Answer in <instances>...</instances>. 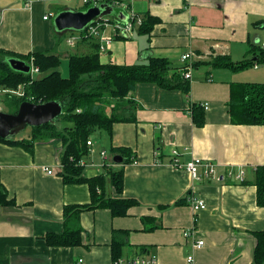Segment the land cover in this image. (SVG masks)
Wrapping results in <instances>:
<instances>
[{"label":"crops","instance_id":"1","mask_svg":"<svg viewBox=\"0 0 264 264\" xmlns=\"http://www.w3.org/2000/svg\"><path fill=\"white\" fill-rule=\"evenodd\" d=\"M121 1L140 18L149 14L157 22L150 34L136 27L130 37L116 36L105 52L99 50L101 63L145 64L154 57L182 68V57L191 53L189 96L139 84L130 94L140 107L137 123L115 124L112 136L97 132L109 143L108 154L102 151L106 159L96 152L103 167L93 161L91 138L86 176L101 174L105 165L122 169V196L139 204L126 217L114 218L108 209L83 213V244L77 247L49 246L45 240L48 234L63 232L65 205L91 201L86 184L63 183L62 142H37L33 155L0 142V185L17 203L0 207V264H114V232L127 233L120 237L124 261L155 256L156 264H186L193 255L196 264H254L255 233L264 231V207L257 204L256 186L245 183L254 182L256 169L264 165V126L233 124L228 104L232 83L264 82V64L231 70L212 63L220 56L233 62L253 58L250 46L264 42V0ZM84 7L82 0H0V50L62 56L67 53L61 51L62 42L70 47L67 35L72 32H56L53 18ZM112 34L111 27H104L95 41L101 47L100 37ZM72 49L68 51L78 55L93 51L89 42H78ZM251 67L256 74L249 73ZM193 105L206 113L203 127L193 122ZM112 148L130 149L134 160L114 163ZM174 150L183 164L193 159L213 162L219 178L195 180L188 171L175 169L170 165ZM158 153L162 162H157ZM229 171L244 172L243 181L227 177ZM192 197L204 200L207 209L194 211ZM179 200L185 203L176 206ZM186 230L193 236L185 238ZM193 237L205 245L194 248Z\"/></svg>","mask_w":264,"mask_h":264},{"label":"trees","instance_id":"2","mask_svg":"<svg viewBox=\"0 0 264 264\" xmlns=\"http://www.w3.org/2000/svg\"><path fill=\"white\" fill-rule=\"evenodd\" d=\"M115 1L121 0H104L103 2L114 6ZM90 6L86 5L83 10ZM129 11L125 8L124 14L127 16ZM109 20L125 23L116 15L110 17ZM156 22L157 20L152 15H145L142 17V24L138 27V31L150 34ZM62 40L59 38V42ZM95 40L92 38L81 41L92 44L91 54H70L67 77H63L59 70L61 56L54 52H36L24 56L0 50V91L23 90L21 96L10 93L1 94V104L4 102L9 109L7 113L16 114L23 102L43 104L55 101L64 108L63 115L54 123L29 127L30 132L26 137L0 138V142L23 148L33 155L35 143L51 139L60 140L63 144V151L60 154L62 167L60 176L63 183L66 185L86 184L90 190L91 201L89 203L64 206V230L61 234L52 233L45 237L49 246L77 247L82 245L84 230L81 226V215L85 212L108 209L114 218L126 217L129 210L139 204L135 199L122 196L124 193V171L122 169L115 170L105 165L101 174L87 177L86 166L82 164L90 154L91 148L88 142L95 133L103 131L112 136L115 124L137 123V112L140 107L130 98V94L135 91L136 87L139 84H155L166 90H181L186 96L190 93V82L182 77L178 71L179 68L169 60L152 57L145 64H102L100 45ZM249 54L253 58L241 62H233L228 56H220L213 60L212 65L231 70H242L256 64H264V49L261 45L252 44ZM8 58L23 60L30 66L33 63L39 69V73L32 78L31 74L14 71L6 62ZM38 75L42 77L38 78ZM228 108L233 124L264 126V83H232ZM191 115L197 127H203L206 124V113L202 107L193 105ZM111 151L114 155L122 156L125 163L134 160L130 149L112 148ZM157 159L162 162V156ZM255 176L254 182L246 181L245 183L244 181V183L256 186L257 204L264 207V165L256 169ZM109 187L112 189L111 192ZM184 203V200H179L176 206ZM16 205V200L10 198L7 188L0 185V207ZM124 234L127 233H113L114 262L123 257L124 241L120 237ZM255 237L257 245L254 264H264V231L255 233ZM144 250L143 248L142 253H147Z\"/></svg>","mask_w":264,"mask_h":264},{"label":"built area","instance_id":"3","mask_svg":"<svg viewBox=\"0 0 264 264\" xmlns=\"http://www.w3.org/2000/svg\"><path fill=\"white\" fill-rule=\"evenodd\" d=\"M104 0H82V3L86 5H97L99 3H102ZM116 9L120 12H124V9L127 8V6L124 5L122 1H115L113 4ZM50 16H45V20H48ZM127 17L129 18L126 23H121L118 21L111 22L109 20L110 17L107 18H102L95 24L89 26L87 30L81 33H71V35L67 38V43L69 44L70 47H74L78 42H81L82 40H89V39H96L97 37L100 36L101 34V29L104 27H111L113 34L111 37H100V40H102V45L100 47L101 52H105L106 49L110 46L113 40L116 39L117 37H122V38H127L130 37L135 28L139 27L142 24V18L138 17L137 14L133 11H129ZM262 48L264 49V42L261 43ZM192 54H186L182 57L181 63L182 68H179L178 71H180L182 77L185 80H190L192 78V72H193V62L192 60ZM39 73V69L31 64V77L35 78L36 75ZM16 94V95H23V90L19 89L17 91H12V90H5L3 92L0 91V105H1V94ZM205 109H208L205 107ZM0 110H2L0 106ZM88 145L91 146L93 145L92 141L88 142ZM102 158L106 159V153L102 152L101 153ZM172 160L170 161V165H172L175 169L179 170H186L188 171L192 177L195 180H203V179H210V178H219V175L217 174L216 170V165L208 160H203V159H193L192 161L183 164L180 159L178 158L180 156V153L178 150L172 151ZM159 157V153L157 155ZM157 162H160L157 159ZM83 165L87 166V163L83 162ZM62 168V167H61ZM49 175H54L53 170H48ZM227 177L229 178H235L236 181H243L244 179V172H239L237 174H234L232 171L228 172ZM194 211L198 212L201 210L207 209V204L205 203L204 200L202 199H196L192 197L190 199ZM193 236L192 231L186 230L184 232V237L188 238ZM205 245V242L203 240L196 239L193 237V247L194 248H202ZM114 264H156V259L155 256L149 257V258H143V257H136L133 260L129 261H124L123 259H119L118 261L114 262ZM186 264H196L195 263V258L193 255H189L186 260Z\"/></svg>","mask_w":264,"mask_h":264},{"label":"water","instance_id":"4","mask_svg":"<svg viewBox=\"0 0 264 264\" xmlns=\"http://www.w3.org/2000/svg\"><path fill=\"white\" fill-rule=\"evenodd\" d=\"M115 15L125 23L128 21V17L124 12H119L114 6L105 3L82 11L69 9L60 12L54 17L53 24L58 33L67 31L80 33L102 18L114 17ZM6 62L14 71L31 74V66L23 60L8 58ZM63 113V106L55 101L43 104L23 102L16 114L0 110V138L13 139L28 127H40L54 123ZM113 161L116 164H122L124 159L120 155H115Z\"/></svg>","mask_w":264,"mask_h":264},{"label":"rangeland","instance_id":"5","mask_svg":"<svg viewBox=\"0 0 264 264\" xmlns=\"http://www.w3.org/2000/svg\"><path fill=\"white\" fill-rule=\"evenodd\" d=\"M55 17V16H54ZM53 21H54V18H53ZM71 35V33H68V37ZM262 35L264 36V31H262ZM63 41V40H62ZM63 43V45H62V49H61V51H67V53H61L62 54V56H61V64H60V68H59V70H60V72L62 73V75H63V77H67L68 76V58H69V56H70V54H74L73 53V51L72 52H70L71 50H73L72 48L73 47H67V46H65V44H64V42H62ZM67 47V48H66ZM71 48V49H70ZM68 50H70V51H68ZM68 57V58H67ZM254 68L253 67H251L250 69H248V71H250L249 73H251V74H253V73H257V70H253ZM261 71L264 73V66H262L261 65ZM38 78H41L42 77V75H38L37 76ZM257 82H260V81H257ZM253 83H256V82H253ZM264 83V82H263ZM1 108H2V110L4 111V112H7L9 109L7 108V105L3 102L1 105ZM60 126H62V125H60ZM30 132V129H29V127L23 132V133H21L19 136H17L18 138H22V137H26L27 136V134ZM102 135H105L106 136V134L105 133H102ZM92 141H95V146H94V156H93V161L95 162V164H102L101 165V167H103V161H101L100 162V160H99V157H98V153H96L97 152V150H99V151H103V150H105L106 152H107V154H108V152H109V143L107 142V140H106V138L105 137H103V136H101L100 134H98V133H95L94 135H93V139H92ZM100 154V153H99ZM102 157V156H101ZM95 158L97 159V161L95 160ZM102 159H104V158H102ZM97 162V163H96ZM110 162V161H109ZM89 164H94V163H92V162H88ZM234 180H235V178H234ZM109 191L111 192L112 191V189L109 187Z\"/></svg>","mask_w":264,"mask_h":264}]
</instances>
